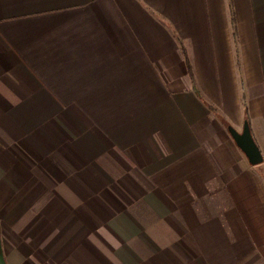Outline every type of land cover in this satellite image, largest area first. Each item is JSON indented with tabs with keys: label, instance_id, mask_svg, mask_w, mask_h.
<instances>
[{
	"label": "crops",
	"instance_id": "0c3cea01",
	"mask_svg": "<svg viewBox=\"0 0 264 264\" xmlns=\"http://www.w3.org/2000/svg\"><path fill=\"white\" fill-rule=\"evenodd\" d=\"M264 169V0H231ZM227 0H0L6 264H264Z\"/></svg>",
	"mask_w": 264,
	"mask_h": 264
},
{
	"label": "trees",
	"instance_id": "16d2710c",
	"mask_svg": "<svg viewBox=\"0 0 264 264\" xmlns=\"http://www.w3.org/2000/svg\"><path fill=\"white\" fill-rule=\"evenodd\" d=\"M228 2V9H229V22H230V28H231V37L233 41V47H234V57H235V67H236V72H237V77L239 81V98H240V107H241V112L243 116V120H247L249 122V115H248V106H247V101L245 97V91H244V83H243V69H242V64L240 61V53H239V41H238V36L236 33V24H235V16L233 13L232 9V4L231 0H227ZM158 18L165 24L167 25L169 31L172 33V35L175 37L177 40L181 52L183 54L187 70L189 72L191 82H192V88L197 94V96L206 104V106L209 108L211 112H213L224 124L225 128L227 129V126L229 125L228 123H225V118L219 113V111L211 105L200 93L199 89L197 88L196 81L192 72V67L191 63L188 58V54L186 51L185 46L183 45L181 38L178 36V34L175 32V30L172 29V27L165 23V20L162 19L160 16ZM260 177L262 179L263 185H264V175L261 173Z\"/></svg>",
	"mask_w": 264,
	"mask_h": 264
},
{
	"label": "water",
	"instance_id": "95a60500",
	"mask_svg": "<svg viewBox=\"0 0 264 264\" xmlns=\"http://www.w3.org/2000/svg\"><path fill=\"white\" fill-rule=\"evenodd\" d=\"M227 131L229 132L236 146L244 153L250 164L255 165L263 161L262 153L255 139L253 138L250 125L247 120H243L240 131L232 125L227 126ZM0 264H6L1 251Z\"/></svg>",
	"mask_w": 264,
	"mask_h": 264
},
{
	"label": "rangeland",
	"instance_id": "374dc122",
	"mask_svg": "<svg viewBox=\"0 0 264 264\" xmlns=\"http://www.w3.org/2000/svg\"><path fill=\"white\" fill-rule=\"evenodd\" d=\"M217 109V108H216ZM243 117V116H242ZM225 118V117H224ZM226 120V119H225ZM225 123H228L229 125H232L228 120H226L225 121ZM233 126V125H232ZM241 128H242V126H239L238 128H236L237 130H241ZM257 167L256 168H258V172H259V176H260V174L262 173L263 175H264V169L262 168V165L261 164H258V165H256Z\"/></svg>",
	"mask_w": 264,
	"mask_h": 264
}]
</instances>
